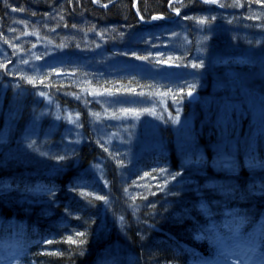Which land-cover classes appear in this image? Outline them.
<instances>
[{
	"label": "trees",
	"instance_id": "trees-1",
	"mask_svg": "<svg viewBox=\"0 0 264 264\" xmlns=\"http://www.w3.org/2000/svg\"><path fill=\"white\" fill-rule=\"evenodd\" d=\"M170 19L185 30L169 38L177 27L162 29L159 59L194 68L188 78L83 59L40 69L15 64L21 30L67 48L141 57L147 38L137 31ZM0 42L11 56L0 64L1 254L10 251L16 264H201L235 238L264 249V139L221 146L241 144L249 117L233 109L224 121L212 96L222 56L241 63L236 54L264 51V0H0ZM42 94L54 111L77 115L83 139L70 153L65 115L41 117L49 104ZM97 95L162 97L192 124L179 134L158 113L160 141L133 155L105 140L103 127L113 131L115 121L96 120Z\"/></svg>",
	"mask_w": 264,
	"mask_h": 264
},
{
	"label": "rangeland",
	"instance_id": "rangeland-1",
	"mask_svg": "<svg viewBox=\"0 0 264 264\" xmlns=\"http://www.w3.org/2000/svg\"><path fill=\"white\" fill-rule=\"evenodd\" d=\"M18 15L22 16L23 14L22 12H18ZM19 19H16L15 22L21 27L22 23ZM168 21L170 23H161L155 27H146L137 31L136 34L138 36H145L147 38V51L141 57L127 56L125 54L116 55L96 50L100 47L94 49H89L88 47L67 48L57 45L54 41L45 38L41 33H37L34 30L33 32H28L27 29L21 30L15 36L18 44L15 49L17 55V62L15 64L19 63L23 68L33 67L40 69L44 65L64 62L69 58L83 59L84 63L92 66L110 67L122 64L129 69L138 68L147 70L160 79L188 78L195 70L194 68H180L167 62L165 59H159V49L166 44L162 29L165 27L172 29L177 27L174 28L175 30L171 29L172 31L168 33L167 37L169 38L179 37L183 33L182 30H185L183 22L175 24V19ZM183 38L189 43V38L186 34H183ZM150 55L156 57L155 61H158L159 64H152L145 60L144 57H150ZM236 55L243 59L241 63L227 61L226 57L228 56H222L224 60L219 65V68L214 70L213 81L215 88L213 89L212 96L220 100L219 112L224 121L234 109L239 115L242 111L245 113V117H249V127L241 135V144L238 141H231L228 144L223 143L220 145L240 147L242 144H249L250 147H255L253 146L254 142L256 143L259 136L264 139V51L259 53V55H254L250 51ZM10 57V54L0 42V64L9 61ZM19 64L14 66L20 67ZM42 96L46 99V103L49 104L44 106V109L40 113L41 117L47 113H52L53 119L55 122H58L59 118L65 115L67 130L64 132L62 142L66 148L64 151L70 153L76 147L77 142L83 139L79 131L77 115L69 109H65L63 113L60 109V111H54L51 108V98L45 94H42ZM96 97H98L100 103L102 102V108L99 109L96 120L99 122H104V119L115 121V130L108 131V127H103V131L106 133L104 135L105 140L113 145H118L117 147L129 148L133 155H136L139 149L152 146L157 141H160L156 118L158 113L164 112L168 114L175 128L179 130V134H181L180 129H189L192 124L191 117L182 116L180 111L178 114H174L171 110L167 109L164 102L161 103L162 97L157 98L156 96L146 95H112L110 97L105 96V98L97 95ZM210 98L208 97L209 100ZM238 126L240 125L238 124ZM140 127L144 128L141 133L143 134L142 139L138 136L141 130ZM31 130L34 131L36 128L31 127ZM133 132L136 134V140H125L126 137L133 136ZM137 142V147H134ZM234 242L236 240H233L232 243ZM228 247L222 248L223 254L221 255L220 252L219 259L213 262V264H237V261H239V264H249L248 262H244L240 254H237L233 250H227L226 248ZM251 258H253L251 262L255 264L256 260L258 261V258H261V254H255ZM11 264H16V262Z\"/></svg>",
	"mask_w": 264,
	"mask_h": 264
},
{
	"label": "snow or ice",
	"instance_id": "snow-or-ice-1",
	"mask_svg": "<svg viewBox=\"0 0 264 264\" xmlns=\"http://www.w3.org/2000/svg\"><path fill=\"white\" fill-rule=\"evenodd\" d=\"M206 2H213L214 3V2H216V0H206ZM200 22L204 23V22H206V20H201ZM145 59H147V58L145 57ZM188 95H191V92H189ZM125 111H127V110H125ZM97 198L98 199H104V197H97ZM77 235L78 236H83L84 234L83 233H78ZM201 238H203V237H201ZM68 240H69L70 243H73V244L77 243V241L73 240L71 237H69ZM80 242L83 243V241H80ZM222 254H223V251H221V255ZM237 264H239V261H237Z\"/></svg>",
	"mask_w": 264,
	"mask_h": 264
},
{
	"label": "water",
	"instance_id": "water-1",
	"mask_svg": "<svg viewBox=\"0 0 264 264\" xmlns=\"http://www.w3.org/2000/svg\"><path fill=\"white\" fill-rule=\"evenodd\" d=\"M109 4H111V2L108 3L107 5H109ZM189 92H191V95H188L190 101H193V102L198 101V99H199V93L197 91H195V90H190Z\"/></svg>",
	"mask_w": 264,
	"mask_h": 264
},
{
	"label": "bare ground",
	"instance_id": "bare-ground-1",
	"mask_svg": "<svg viewBox=\"0 0 264 264\" xmlns=\"http://www.w3.org/2000/svg\"><path fill=\"white\" fill-rule=\"evenodd\" d=\"M3 248L5 249L3 244H0V251H3Z\"/></svg>",
	"mask_w": 264,
	"mask_h": 264
}]
</instances>
